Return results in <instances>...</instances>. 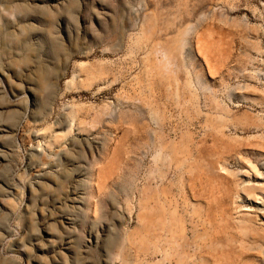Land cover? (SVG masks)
Returning <instances> with one entry per match:
<instances>
[{"label": "rangeland", "instance_id": "rangeland-1", "mask_svg": "<svg viewBox=\"0 0 264 264\" xmlns=\"http://www.w3.org/2000/svg\"><path fill=\"white\" fill-rule=\"evenodd\" d=\"M0 97L1 118L26 113L2 149L0 264H157L139 217L161 190L190 232L212 223L229 241L203 264H264V0H0ZM155 134L189 160L155 153ZM61 238L76 260L57 259Z\"/></svg>", "mask_w": 264, "mask_h": 264}, {"label": "bare ground", "instance_id": "bare-ground-1", "mask_svg": "<svg viewBox=\"0 0 264 264\" xmlns=\"http://www.w3.org/2000/svg\"><path fill=\"white\" fill-rule=\"evenodd\" d=\"M20 8H22V11H28V9L24 7L20 6ZM74 8H75V2L73 1L71 5V9ZM46 17H47V26L49 31L52 27L54 18L49 15ZM27 31L30 32L31 30L28 29ZM144 34H146V36H149V31L148 34L146 32H144ZM173 45H176V42H174ZM162 52L165 56V51L162 50ZM21 63L27 65L30 63V59L27 57H23L21 59ZM49 79L50 76L48 73L44 71H39V75L33 76L30 80L32 81V84L35 87L34 88L35 93L38 94L40 97L41 96L43 97L42 102L44 105H46V103L48 104V99L50 98V96H53V94L55 93V84L52 85ZM35 102L36 99H32L30 101V104H34ZM2 105L5 104L0 99V112L4 111L5 109V107ZM0 114H1L0 133H2L0 134V164H1L5 160V152H3L2 149H4L6 145L10 146L14 142H16V140L14 141V136L12 137L13 130L16 124H19L20 120L26 116V113L23 112L22 114H20L18 111L9 112L7 113L4 119L1 118L3 113ZM8 133H11V135H8ZM153 149L155 150V153L156 151L160 152V155L163 154L162 152H165V154L170 157V162H173L175 160L174 164L176 166H182L184 165V163H186L189 160L187 149L184 147L183 144L168 145L163 141L162 138L160 139L157 136V134H155L153 138ZM160 159L162 161V157H160ZM157 163H158V157L156 158V156H154L153 164L150 166L149 172L150 175H156L155 178L159 179V181H163L166 172H163ZM66 174L64 175L63 179L68 178L69 175ZM1 176L2 174L0 172V177ZM2 186L4 190L1 188L0 185V196L6 193L10 194V190L13 189L9 181L3 180ZM242 190L244 195H246L248 198L259 200V198H257V193H256L258 189H255L254 187L244 186ZM171 194L172 193H169L166 190H161V192L156 191L153 192L152 195L147 196L145 200L141 202L142 205L141 209L143 210L144 214L142 217L141 216L139 217V220L142 223L140 227V234L142 238L143 249L146 252V254L150 255L153 259H158L159 256H162V259L157 264H167V263L168 264H203L205 261L202 258L201 253L205 250V248H209L210 250L209 253L211 254L213 253L217 254L216 252L213 251L215 250L216 246H221V247L226 246L229 249V247L227 246L229 241L226 240L227 242H223L222 237L217 236V234H221L220 232L210 233V230H212L211 227L214 226L212 223H209L210 230L207 229L206 227L198 229L199 226H196L195 225L196 223L194 224L193 220H191L192 228L190 232L188 225L185 223L186 222L185 217L180 216L181 214H179V207L175 203ZM71 195L72 197L70 198L69 202L71 203V205H75L73 206L74 208H77L76 205L80 204V200L76 196L77 195L76 188H73V190L71 191ZM0 205H3L1 200H0ZM59 217H60V223H64L63 221H68V220L70 225L73 223L72 219H68L63 216H59ZM52 218H53L52 216L48 217V219L50 220ZM197 218L200 220L201 216L199 215ZM200 222L201 225L205 223L203 219L199 221V223ZM252 222L253 221L250 219L240 222V230L245 233L248 232V230L251 229ZM214 228L221 231L225 230L224 227H219V225H216ZM88 237H89L88 240L89 243L91 242L90 239H93V236H88ZM60 244H61L60 248H58L60 252L56 254V257L57 259L61 260V262L66 261L65 258L67 257V252H71L72 259L76 260V258L79 257L78 252H74V254L72 253L73 251H71V247L69 246V241H67L64 238H61ZM193 247L194 250L193 252H191V248ZM3 264H9V263L5 262Z\"/></svg>", "mask_w": 264, "mask_h": 264}]
</instances>
